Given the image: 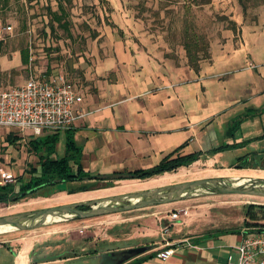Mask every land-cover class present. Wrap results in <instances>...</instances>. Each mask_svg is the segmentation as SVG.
Listing matches in <instances>:
<instances>
[{"label":"crops","instance_id":"obj_1","mask_svg":"<svg viewBox=\"0 0 264 264\" xmlns=\"http://www.w3.org/2000/svg\"><path fill=\"white\" fill-rule=\"evenodd\" d=\"M236 22L239 26L242 23ZM238 29L241 30L238 41H234L233 31L224 34L220 43L217 42L218 50L214 54L211 48L212 58L203 62L199 71L187 63V59L173 60L167 54L169 48L160 41L139 45L126 36L117 38L113 32H106L115 59L109 57L105 66L115 67L117 80L109 83L99 78L95 84L98 91L86 95L76 84L83 95L76 108L85 112L84 116L70 128L45 130L40 134L33 129L0 125V149L3 148L7 155L11 158L15 155L16 150L13 152L9 148L12 145L23 146L28 154L32 152L38 156L37 164L30 165L19 176V183L29 180L32 168L40 164V156L32 148L31 140L57 131H65L67 137L68 129L73 132L75 145L81 148L84 170L92 175H95L92 168L97 175H108L131 166L129 169L151 167L177 148L181 153L202 150L203 156L192 164L203 161L210 166L221 162L222 152L226 150L242 148L247 151L238 158L264 152V27L255 22L242 24ZM245 90L249 91L247 98L240 99V91ZM238 117L242 122L234 127ZM11 129L20 130L23 136ZM11 137L16 140L12 141ZM208 142L213 144L206 146ZM221 145L229 147L214 154L209 152ZM66 147L65 143V150ZM220 166L226 167V164ZM3 171L0 167V177ZM27 172L28 177H25ZM175 172L166 171L151 179L169 178ZM160 185L163 183L152 187ZM163 218L169 224L161 226L159 238L155 234L160 231L140 226L127 235H106L98 240L73 236L68 231L52 239L46 232L36 233L33 238H26L13 264H101L102 254L107 251L135 246H148V249L126 260H114V264H126L143 256L149 257L138 264H229V246L241 240L240 231L228 232L229 228L178 234L184 226L171 221L170 213ZM35 247L39 254L34 260ZM169 247L172 253L163 259L159 252ZM52 248L59 253L50 255Z\"/></svg>","mask_w":264,"mask_h":264},{"label":"rangeland","instance_id":"obj_2","mask_svg":"<svg viewBox=\"0 0 264 264\" xmlns=\"http://www.w3.org/2000/svg\"><path fill=\"white\" fill-rule=\"evenodd\" d=\"M61 6L65 12L59 21L55 17V12L61 14ZM0 18L4 23L13 25L12 33L0 39L3 42L0 45V87H17L23 84L31 73L43 75L59 71L82 87L86 95L94 90L98 91L95 84L99 78L103 77V80L109 83L117 80L115 67L105 66L109 57L115 59L114 48L111 41L107 40L106 32H113L117 38L126 36L139 45L160 41L166 45V49L169 48L167 54L173 60L179 62L187 59L186 62L189 64L188 52L184 45L185 32L199 34L210 43V56L202 59L200 62L202 64L212 58V51L215 54L218 50L217 42L220 43L224 34L233 31L234 41H238V33H241L238 27L242 24L252 25L258 22L259 27L260 25L264 27V0H0ZM235 20L242 22L241 25L235 23ZM102 33L103 36H99ZM26 51L28 60L23 58ZM248 93L247 90L240 91L239 98H247ZM17 132L23 136L20 130ZM25 137L28 139L29 136ZM65 143L66 132L61 131L57 146L59 157L65 154ZM207 144L206 146H210L213 143ZM22 147L12 145L9 147L12 151L16 150L13 151L16 156L12 158L3 148L0 149V167L15 175L16 181L10 185L15 191L20 185L19 176L38 161L36 154L32 152L28 154ZM195 147L196 145L193 148ZM246 153L247 151L242 148L230 149L222 152L224 157L215 166L201 161L179 168L169 178L150 177L139 181L130 178L115 182L112 188L89 190L74 195L69 193L70 187L84 183H96L94 187L103 186L104 182H97L100 181L98 178L86 177L61 182L58 186L44 185L38 189L37 194L9 202L0 201V215L200 177L214 175L264 177V152L251 153L240 159L242 160L240 164L252 163L251 165L258 167L238 165L229 167V164H235L238 156ZM221 164H226V167L220 166ZM94 170L95 168H92L93 174L97 175ZM25 175L28 177V172ZM253 202L264 203V196L242 193L195 195L181 202L178 200L93 217L59 220L25 230H8L0 232V264L11 263L13 255L9 249L21 248L26 238H33L36 233L46 232L47 237L52 239L59 237L62 231H68L67 233L73 236L98 240L106 235L113 237L127 235L140 226L142 229L146 227L145 229L153 228L160 231L155 234L159 238L161 226L169 224L163 215L176 210L180 213V218L176 222L184 226L178 234L187 231L201 233L212 230L218 232L225 228L238 229L245 225L247 205ZM189 219L190 224H187ZM168 233H165L166 236ZM35 252L36 247L33 253L36 254Z\"/></svg>","mask_w":264,"mask_h":264},{"label":"trees","instance_id":"obj_3","mask_svg":"<svg viewBox=\"0 0 264 264\" xmlns=\"http://www.w3.org/2000/svg\"><path fill=\"white\" fill-rule=\"evenodd\" d=\"M60 10L61 14L57 11L55 12V17L59 21L62 20V14L65 12L62 6ZM185 33L184 45L188 52L189 62L196 71H199L201 69V60L207 59L210 56V43L204 36H201L199 34H189L188 31ZM2 43V40H0V45H2ZM23 58L24 60H28L27 51L25 52ZM241 122L242 119L239 117L237 123L234 124V127H236L237 124ZM59 134L60 132L57 131L55 133L39 136L31 140L32 148L40 156L39 166L37 168H32L33 174L31 178L27 181H22L21 184L18 185L19 187L17 191L13 190V188L10 186V183L0 185V201L9 202L11 200H17L21 197L37 194L38 189L44 185L53 184L58 186V184L61 182L81 180L86 177L98 178L99 180L105 182V186L114 185L115 181L118 179H146L162 174L166 171H177L181 166H189L196 160L200 159L204 154L202 150H194L188 153H181L177 148L173 152L163 157L157 164L151 167L127 169L121 171L117 170L108 175H92L86 172L83 168V164L81 162V148L75 145L73 132H71L70 129H68L67 131V147L65 150V154L60 157L59 155H57V145L60 137ZM11 140L14 141L16 139L11 137ZM228 147L229 145H221L219 147L212 148L209 152L211 154H214ZM241 158H238L233 166L238 165L239 167H258L256 165H251V162V164L248 165L245 163L240 164L242 163L240 162L242 161L240 160ZM247 160L250 161L249 158H247ZM92 188H94L93 184L84 183L76 187H70L68 191L69 193H73L81 190H89ZM244 222L245 225L243 226L257 224L264 225V203H249L247 205L246 217ZM241 228L227 229V231L236 232L238 230L240 231ZM112 251H114V254L111 255V259L117 260L121 254V250ZM109 252L110 251H107L106 253L110 254ZM122 253V257H125V260L131 257V254L125 252ZM148 257L149 256H143L126 264H138ZM111 264H114V262Z\"/></svg>","mask_w":264,"mask_h":264},{"label":"built area","instance_id":"obj_4","mask_svg":"<svg viewBox=\"0 0 264 264\" xmlns=\"http://www.w3.org/2000/svg\"><path fill=\"white\" fill-rule=\"evenodd\" d=\"M12 30L13 25L4 23L0 18V39L12 33ZM82 100L78 86L64 73H31L17 87H0V125L33 129L37 134L45 130L70 128L86 114L76 108ZM15 181L12 172H2L0 185ZM179 218V211L171 212V221L176 222ZM165 229L168 231V226ZM240 234L241 240L229 246V264H264V225L243 226ZM171 253L170 247L159 252L163 259H167Z\"/></svg>","mask_w":264,"mask_h":264},{"label":"water","instance_id":"obj_5","mask_svg":"<svg viewBox=\"0 0 264 264\" xmlns=\"http://www.w3.org/2000/svg\"><path fill=\"white\" fill-rule=\"evenodd\" d=\"M242 193L264 196V177L214 175L163 184L129 192L103 195L91 199L65 202L39 209L0 215V232L25 230L44 226L50 222L87 218L112 212L128 211L147 206L178 201L195 195ZM82 206H85L83 208ZM10 226V227H8ZM148 246H135L121 250L119 260H125L122 252L135 256ZM110 254H102L101 264H111Z\"/></svg>","mask_w":264,"mask_h":264},{"label":"flooded vegetation","instance_id":"obj_6","mask_svg":"<svg viewBox=\"0 0 264 264\" xmlns=\"http://www.w3.org/2000/svg\"><path fill=\"white\" fill-rule=\"evenodd\" d=\"M96 182V181H95ZM97 182H103V181H97ZM11 184V183H10ZM94 184H96V183H94ZM93 184V185H94ZM5 185V184H4ZM79 185H82V184H79ZM79 185H77V186H79ZM106 184H105V182H104V184H103V186H96V187H94V188H92V189H89V190H96V189H103V188H107V187H111V186H105ZM112 186H114V185H112ZM76 187V186H75ZM89 190H81V191H89ZM78 192V191H77ZM21 193V192H20ZM19 193V194H20ZM83 208H85V206H82ZM23 244V243H22ZM22 246V245H21ZM55 248H52V250H51V252H50V255H54V254H58L59 252H56V250H54ZM19 250H20V248L18 249V248H10L9 249V251H10V253H11V255H13V260L15 259V257L17 256V254H18V252H19ZM39 250H37L36 249V254H34L33 253V257H34V260L36 259V256L39 254V252H38ZM67 251H69V250H67ZM66 251V252H67ZM61 252H63L62 254H66V253H64V251H61ZM32 257V258H33ZM66 257V256H65ZM13 260H12V262L11 263H9V264H13Z\"/></svg>","mask_w":264,"mask_h":264},{"label":"bare ground","instance_id":"obj_7","mask_svg":"<svg viewBox=\"0 0 264 264\" xmlns=\"http://www.w3.org/2000/svg\"><path fill=\"white\" fill-rule=\"evenodd\" d=\"M244 176H245V175H244ZM8 227H10V226H8ZM5 229H6V228H3L1 231H5ZM25 243H26V242H25ZM21 258H22V256L19 257V259H21Z\"/></svg>","mask_w":264,"mask_h":264}]
</instances>
